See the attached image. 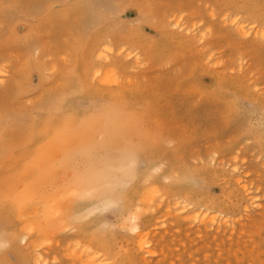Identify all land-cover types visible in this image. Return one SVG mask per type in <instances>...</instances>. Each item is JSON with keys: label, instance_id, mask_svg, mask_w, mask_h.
<instances>
[{"label": "rangeland", "instance_id": "rangeland-1", "mask_svg": "<svg viewBox=\"0 0 264 264\" xmlns=\"http://www.w3.org/2000/svg\"><path fill=\"white\" fill-rule=\"evenodd\" d=\"M175 15L191 30L177 28ZM234 16L264 28V0H0V195L21 186L30 162L23 151L36 154L27 143L34 114L52 110L76 85L72 68L89 40L109 41V63L160 95L162 124L153 128L164 137L168 161L140 185L160 191L148 207L139 203L149 220L143 248L117 224L116 207L101 210L93 231L116 232L118 243L100 264H264V39L253 30L241 35ZM84 56L93 81L92 71L108 63L94 49ZM176 174L185 176L177 189ZM238 176L257 198L248 213ZM0 207V264L81 263L70 247L86 236L74 224L49 232L31 250L12 204ZM207 208L218 221H232L219 228L187 217ZM126 248L134 259L119 257Z\"/></svg>", "mask_w": 264, "mask_h": 264}, {"label": "bare ground", "instance_id": "bare-ground-1", "mask_svg": "<svg viewBox=\"0 0 264 264\" xmlns=\"http://www.w3.org/2000/svg\"><path fill=\"white\" fill-rule=\"evenodd\" d=\"M173 21L177 28L191 30V26L183 21L182 15H175ZM231 21L241 35L246 36L253 30L255 37L264 39L263 27L252 25L248 28L246 20L238 16H234ZM93 49L97 51L99 59L108 63L106 67L92 71L91 77L98 84L90 80L84 56ZM114 51L109 41L98 43L94 39L84 46V57L81 56L80 61L72 68L76 85L60 95L52 110L43 114L35 113L33 116L27 143L29 148L35 149L36 154L31 157L28 150L23 151L25 156L21 154L23 158H30L23 177L18 181L23 180L20 182L21 186L17 183V188L15 185L12 192L0 195V206L4 202L12 204L15 216L20 221L19 227L22 222L24 240L31 250L44 244L49 232L74 224L86 236L84 242L70 247L73 251L76 246L73 255L80 258V264L104 262L111 247L118 243L116 232L104 235L93 231L104 219L101 210L108 206L118 209L120 216L117 224L126 230V234L133 232L136 245L143 248L149 233V220L139 203L146 205L160 191L156 187L142 188L140 185L148 179L153 168L160 170L168 161L167 155L162 152L164 137L154 132L153 128L154 125L159 127L162 124L159 105L161 101L158 100L160 95L150 86L137 82L135 78L122 76L118 68L109 63V53ZM121 51H124L123 47L119 53ZM132 53L130 51L128 55ZM135 58L137 63L141 62L139 55ZM3 74L4 70L0 68V76ZM175 177L173 188L177 189L181 187L178 185L182 184L185 176L176 174ZM235 182L247 195L248 203L244 204V210L248 213L256 206L257 198L250 196L252 188L242 176H238ZM186 208L187 204L183 205L180 214ZM88 212H92V216L87 217ZM184 216L182 215V219ZM187 217L191 220L200 217L198 222L211 225L217 223L219 228L228 226L229 221H232L222 218L218 221V216L212 215L208 208ZM2 227L5 226L0 225V230ZM131 239L124 237L128 244ZM7 241L14 243L16 238L9 235ZM47 244L51 248L57 242L52 243L53 245ZM70 252H67L68 256ZM38 255L35 258L37 261L46 260L44 256L42 258ZM119 257L134 259L136 255L134 250L126 248Z\"/></svg>", "mask_w": 264, "mask_h": 264}, {"label": "snow or ice", "instance_id": "snow-or-ice-1", "mask_svg": "<svg viewBox=\"0 0 264 264\" xmlns=\"http://www.w3.org/2000/svg\"><path fill=\"white\" fill-rule=\"evenodd\" d=\"M261 126L264 127V118L261 120Z\"/></svg>", "mask_w": 264, "mask_h": 264}]
</instances>
